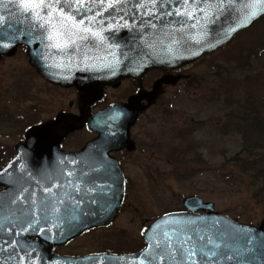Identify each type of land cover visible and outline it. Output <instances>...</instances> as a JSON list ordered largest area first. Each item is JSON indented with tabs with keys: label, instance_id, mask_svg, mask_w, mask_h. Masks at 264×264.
Segmentation results:
<instances>
[{
	"label": "snow or ice",
	"instance_id": "6c2138e0",
	"mask_svg": "<svg viewBox=\"0 0 264 264\" xmlns=\"http://www.w3.org/2000/svg\"><path fill=\"white\" fill-rule=\"evenodd\" d=\"M126 2L0 0V10L8 11V6L14 4L21 16L31 20L28 32L17 30L20 35L28 36V43L33 39H47L75 44L77 40L86 41L91 37L103 44L107 40L105 33L111 34L121 28L134 30L136 27L144 31L151 28L158 33L162 28H158L157 22L163 26L165 17H175V26L170 25L165 33L170 39L166 51L172 59H179L181 50L193 57L198 56L202 50L223 43L231 33L246 28L258 15H264V0H254L250 9L238 17L227 32H217L210 37L209 26L214 23L217 13L226 9L232 0H136L133 11L141 18L131 21L122 6ZM92 4L99 7L93 9ZM112 13L116 15L112 16ZM6 25L11 28L10 17L0 15V28ZM193 30H196V35H193ZM178 35L194 39L196 47L188 45L187 39L182 43L176 38ZM53 46L60 47L61 44L57 42ZM63 174L71 177L73 172L67 170ZM66 184L71 185L72 192L66 191ZM0 185L5 189L0 193V253L6 254V259L0 264L13 260L15 264H36L37 259L42 261L30 236L39 234L48 240L66 237L67 233L80 227L82 217L106 212L111 207L104 191L106 186L100 187L99 194L88 195L85 201L79 195L81 188L71 179L62 181L59 176L45 171H29L20 158L0 169ZM96 187L99 186L86 190V194L94 193ZM73 192L76 195H72ZM164 215L172 217L170 213ZM155 226L142 230L146 238ZM257 255L264 258V236H257L250 227L225 220L188 217L175 219L169 231L148 238V248L141 264H153L157 259H167L169 264H255Z\"/></svg>",
	"mask_w": 264,
	"mask_h": 264
},
{
	"label": "water",
	"instance_id": "95a60500",
	"mask_svg": "<svg viewBox=\"0 0 264 264\" xmlns=\"http://www.w3.org/2000/svg\"><path fill=\"white\" fill-rule=\"evenodd\" d=\"M136 0H127L123 3V8L127 12V16L131 21L133 18L138 20L141 17L133 11V5ZM254 0H232V3L226 9L217 13L214 23L209 26V35L214 37L217 32H227L230 26H234L238 17L243 16L253 5ZM93 9L99 7L97 4L90 5ZM257 7L260 5L257 4ZM120 7L119 5L117 6ZM0 15L6 18L10 17L11 28L7 25L0 28V55H11L14 53L17 46L22 45L27 48L30 64L37 70V72L48 81L54 84H60L64 87L75 86L79 91L85 92V104L94 102L96 99L101 98L103 95V86H108L116 83L124 77H139L145 74L150 69L173 70L182 66L189 65L199 60L205 54H211L218 49H222L233 39V37L240 31L251 26L256 20L264 15H258L255 20L246 28L239 30L236 33H231L230 38L225 37L224 42L217 45L212 49H204L198 56H191L189 52L181 50L178 55L179 59H172L166 48L170 46V39L165 35L169 31V26H175V17H165V24L159 25L162 31L154 33V30L149 28L144 31L143 28H121L114 33H105L107 40L101 44L93 38L88 40H77L75 44H68L63 41L47 39H33L32 43H28V36L20 35L17 31L22 30L28 32L31 29V20L21 16L17 11L14 4L8 6V11L0 10ZM116 13H112L115 16ZM106 19L108 17H105ZM111 22V20H109ZM6 33V34H5ZM193 35H196V30H193ZM16 37L13 39V37ZM183 43L187 38L183 35L176 37ZM197 38H199L197 36ZM57 42L61 44L60 47H55ZM7 44L8 47L2 45ZM187 44L192 48L196 47L194 39H187ZM162 82H167L163 78L154 85L152 92L144 93L145 99L151 103L156 90ZM139 102V100H138ZM131 99V104H134ZM144 109V107H141ZM137 111L130 105L121 103L114 104L113 106L102 111L92 119L91 125L97 124L102 120L112 122L111 128L122 130L118 134H102L98 139L92 143H88L80 152L69 154L61 152L58 140L50 142L46 145L41 142V135L44 130L41 127L35 128L28 132L27 141L21 143L17 147L19 154L18 158L22 164L26 166L29 171L47 172V165L42 164V156L46 152H59L58 159L66 161H78V167L69 168L73 172L71 177L65 176L63 173L68 169L66 166L60 164V171L47 172L55 176H59L62 181L71 179L78 187L81 188L80 196L84 197L87 201L88 195L99 194L100 187H104V191L109 198L111 207L108 211H99L96 215L85 216L81 218L80 227L73 229L67 233L66 237H61L55 240H48L42 235H32L29 237L30 241L36 247V254L42 257V261L37 259L36 264H141V259L146 255L148 248V238H154L169 231L175 219H183L188 217H203L206 219L225 220L235 223L236 225H244L250 227L251 231L257 236H264V219L259 226H254L246 223L235 221L226 214L220 213L213 209L211 202H203L201 198L195 195L186 196L183 199V206L188 211L170 213L172 217L160 216L150 223L156 225L147 233V238L144 234L145 248L142 252L130 256H113V255H91L81 258H61L52 254L51 250L58 244L66 242L82 232L92 229L94 227L105 226L111 223L115 217L122 198H123V180L122 176L114 170L116 165L114 162L108 161V158L101 157L95 158L94 153H105L112 150L117 146H122L126 143L125 132L128 126L133 124L136 119ZM99 124V123H98ZM108 124V123H107ZM94 128H98L95 127ZM26 153H33L35 156L24 157ZM47 153L46 156L49 154ZM17 159V158H16ZM46 159V157H45ZM15 161V160H13ZM12 161V162H13ZM95 161H105L107 164L104 168L109 169L107 174H94L92 168H97ZM31 163H34L31 164ZM8 165V164H7ZM7 165L4 167L6 168ZM3 168V169H4ZM59 171V170H57ZM95 179V180H93ZM3 189L0 193L4 192V185H0ZM96 187L94 193L86 190ZM66 191L72 192L71 185L66 184ZM76 195V193H72ZM65 199H68L66 196ZM94 207V206H93ZM198 210H203V214H194ZM163 218V219H161ZM149 225V226H150ZM148 226V228H149ZM55 231V229H53ZM32 238H36L34 241ZM162 238V236H161ZM99 257V259H97ZM6 259V254L0 253V261ZM7 264H15V261H8ZM153 264H169L167 259H157ZM255 264H264V258L257 255L255 257Z\"/></svg>",
	"mask_w": 264,
	"mask_h": 264
},
{
	"label": "flooded vegetation",
	"instance_id": "af4514ba",
	"mask_svg": "<svg viewBox=\"0 0 264 264\" xmlns=\"http://www.w3.org/2000/svg\"><path fill=\"white\" fill-rule=\"evenodd\" d=\"M186 68L178 70L163 71L160 69L149 70L146 74L133 78L126 77L116 82L115 85L104 87V96L85 104V93L78 91L75 87H63L50 83L29 63V58L24 47H18L12 56H0V143H9V150L4 151L5 147H0V169L16 160L19 154L16 151V144L26 140V133L32 128L38 126L44 130L41 135V142L46 145L50 142H56L62 151L74 153L84 147V145L99 136V133L118 134L117 129L107 128L103 124H98L102 129L93 130L90 127V121L94 114L109 107L113 103H128L131 98L140 99V94L150 92L155 83L164 76H169L171 81L176 76L172 84H162L153 97L152 104L147 100H140L130 106L137 111V119L125 132L126 143L117 146L115 150L105 153H94L95 158L106 157L108 161L116 165L118 174L123 176L124 196L121 208L114 220L119 221L123 208L127 205L139 208L135 199H130V193L133 198L137 196V189L148 190L150 187L151 195L155 187V173L159 170L158 163V141L149 138V132L141 125L146 118V123H150L151 117L147 115L152 110L163 93L170 87L180 82L186 83L190 76L185 72ZM172 76V77H171ZM179 77V78H178ZM178 79V80H177ZM66 94V95H65ZM144 107L143 110L140 108ZM145 133V134H144ZM112 134V133H111ZM51 144L50 146H52ZM49 146V145H48ZM48 152L43 154L42 164L47 165V172H62L60 164L69 168L78 167V161H62L58 159L59 152ZM33 153H26L24 157H31ZM37 156V155H33ZM46 157V159H45ZM76 163V165H74ZM34 165V163H31ZM97 168H92L94 174H107L109 169L104 168L105 161H95ZM59 167V168H58ZM59 170V171H57ZM1 188V187H0ZM155 195L152 197L157 202ZM142 196H146L144 191ZM182 209L169 210L181 211ZM165 212V213H167ZM200 213H202L200 211ZM142 218L140 210L139 215ZM138 217V216H137ZM111 227V226H110ZM107 228L94 229L84 233L82 236L95 233L96 239H93V246L86 245L79 249L80 237L58 244L53 248V252L59 256L78 257L89 254H112L131 255L141 252L144 248L142 227L138 233H129L123 231L110 232L103 234Z\"/></svg>",
	"mask_w": 264,
	"mask_h": 264
},
{
	"label": "rangeland",
	"instance_id": "374dc122",
	"mask_svg": "<svg viewBox=\"0 0 264 264\" xmlns=\"http://www.w3.org/2000/svg\"><path fill=\"white\" fill-rule=\"evenodd\" d=\"M253 31L255 36L252 41L256 39L255 37L264 36V21ZM249 34H242L228 48L231 49L235 45L245 48L251 41V39H245ZM226 57L228 55L225 56L223 52H216L187 66L185 72L190 76L188 82L186 84L180 82L166 88L156 106L147 114L151 117L150 123H146L144 118L141 125L149 132L150 140L158 141L159 147L157 153L159 170L155 173V187H151L153 194L151 195L150 187L148 190L137 189V194H134L136 198L129 193V198L136 200L131 205L136 204L139 210L129 205L125 206L120 220L104 230L103 234L116 231L138 233L139 229L141 227L142 230L145 229L155 216L169 210L181 209L183 197L191 194L212 202L216 210L240 222L257 225L264 218V205L254 202L250 193L244 190L238 193L230 192L231 187L215 179L214 171L203 172L201 176L196 174L200 171L199 169H205V165L198 159L199 153L202 159L210 161L211 166L215 167L213 169H216L218 164L230 157L234 151L239 150L241 146L238 135H222L220 132V125L217 124L223 123L225 114L222 104L214 103L216 88L214 83H209L214 73L213 68L224 64ZM235 85H240L232 93L236 97L237 104L232 105L231 108L241 113L239 107L242 101L251 103L256 97L258 114L264 118V81L258 84V88L250 86L248 81ZM179 135H184L185 138L181 139ZM189 141L193 143L192 148L186 149L184 143ZM9 146V143H0V147H5L4 151L9 150ZM143 191L146 196H142ZM155 191L158 194L155 195L157 202L152 200ZM140 210L141 219L139 218ZM96 236L95 233L82 236L79 240L81 245L78 248L82 249L86 245L93 246V239H96Z\"/></svg>",
	"mask_w": 264,
	"mask_h": 264
},
{
	"label": "trees",
	"instance_id": "16d2710c",
	"mask_svg": "<svg viewBox=\"0 0 264 264\" xmlns=\"http://www.w3.org/2000/svg\"><path fill=\"white\" fill-rule=\"evenodd\" d=\"M254 28L238 34L239 37L250 33L245 39H251V41L245 48L235 45L231 49L226 48L221 51L228 57L224 64L213 68L214 73L209 80V83H214L216 88L214 103H221L225 114L223 123L215 124L220 125L222 135H238L241 146L239 150L234 151L230 157L218 164L216 169H213L215 167L211 166L210 161L202 159L199 153L198 159L205 165V169H199L200 171L196 174L201 176L203 172L214 171L215 179L231 187L230 192L238 193L244 190L250 193L254 202L264 205V118L258 114L256 97L251 103L242 101L239 107L241 113L231 108L232 105L237 104L236 97L232 93L239 88V82L248 81L250 86L258 88V84L264 81V36L255 37L256 39L252 41L255 36ZM236 54L238 55L234 56ZM196 81H198L197 78ZM208 102H210L209 98ZM179 138L184 139L185 136L179 135ZM192 144L189 141L184 143V146L188 149L192 148Z\"/></svg>",
	"mask_w": 264,
	"mask_h": 264
}]
</instances>
